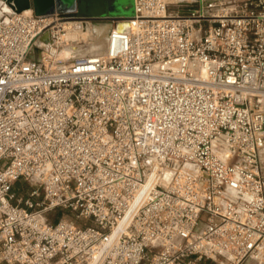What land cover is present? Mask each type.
Wrapping results in <instances>:
<instances>
[{
  "label": "built area",
  "instance_id": "2783aa9c",
  "mask_svg": "<svg viewBox=\"0 0 264 264\" xmlns=\"http://www.w3.org/2000/svg\"><path fill=\"white\" fill-rule=\"evenodd\" d=\"M130 9L62 62L106 21L0 0V264H264V0Z\"/></svg>",
  "mask_w": 264,
  "mask_h": 264
},
{
  "label": "bare ground",
  "instance_id": "6f19581e",
  "mask_svg": "<svg viewBox=\"0 0 264 264\" xmlns=\"http://www.w3.org/2000/svg\"><path fill=\"white\" fill-rule=\"evenodd\" d=\"M174 1V0H168ZM219 1L223 0H206ZM29 14V12H27ZM102 23V24H101ZM90 23L86 22L82 25L78 23L68 22L64 24L61 36L60 49L57 52V59L62 62H70V60L82 58L85 56L105 55L109 52L110 43L108 33L112 28L111 23ZM82 26V27H79ZM129 27L127 22L119 23L117 29L124 30ZM83 40L87 43L88 48L81 50L78 47V41ZM45 57V54L42 55Z\"/></svg>",
  "mask_w": 264,
  "mask_h": 264
},
{
  "label": "water",
  "instance_id": "95a60500",
  "mask_svg": "<svg viewBox=\"0 0 264 264\" xmlns=\"http://www.w3.org/2000/svg\"><path fill=\"white\" fill-rule=\"evenodd\" d=\"M13 4L16 13L23 12L25 10H32L36 16H48L53 13L61 15H71L76 13L79 7L78 0H7ZM88 5L90 11L86 13V17L89 21L96 22L99 20H105L107 23H116L121 16H128L131 14V9L114 11L109 9L108 11L103 9V5H100L95 0H81L80 5ZM82 6V7H83ZM44 42H48L47 38H43Z\"/></svg>",
  "mask_w": 264,
  "mask_h": 264
},
{
  "label": "flooded vegetation",
  "instance_id": "af4514ba",
  "mask_svg": "<svg viewBox=\"0 0 264 264\" xmlns=\"http://www.w3.org/2000/svg\"><path fill=\"white\" fill-rule=\"evenodd\" d=\"M80 2L81 0H78L79 7L77 8L76 13L69 15V18L71 20L84 19L86 21H89V18L86 17L85 14L90 11V8L86 4L85 6L80 5ZM95 2H98L100 5H103V9L107 11L109 9H112L114 11L127 10L131 8L132 4V0H95Z\"/></svg>",
  "mask_w": 264,
  "mask_h": 264
},
{
  "label": "rangeland",
  "instance_id": "374dc122",
  "mask_svg": "<svg viewBox=\"0 0 264 264\" xmlns=\"http://www.w3.org/2000/svg\"><path fill=\"white\" fill-rule=\"evenodd\" d=\"M99 23H101V22H99ZM78 47L81 50L88 48L87 43L84 42L83 40H79L78 41ZM27 190H28V185L25 182H23V181H20V182L16 183L15 186H14V192H17V193L18 192L26 193ZM55 214H56V212L51 213L48 219L51 220V221H54Z\"/></svg>",
  "mask_w": 264,
  "mask_h": 264
}]
</instances>
